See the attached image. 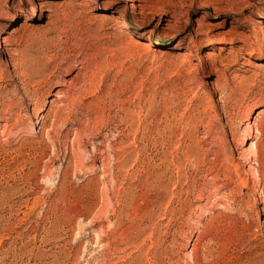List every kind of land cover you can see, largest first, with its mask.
I'll use <instances>...</instances> for the list:
<instances>
[{"label":"rangeland","instance_id":"rangeland-1","mask_svg":"<svg viewBox=\"0 0 264 264\" xmlns=\"http://www.w3.org/2000/svg\"><path fill=\"white\" fill-rule=\"evenodd\" d=\"M136 1L0 0V264H264V0Z\"/></svg>","mask_w":264,"mask_h":264},{"label":"bare ground","instance_id":"bare-ground-1","mask_svg":"<svg viewBox=\"0 0 264 264\" xmlns=\"http://www.w3.org/2000/svg\"><path fill=\"white\" fill-rule=\"evenodd\" d=\"M128 2H131V6H130V9L131 10H133V11H135L136 13H138L137 12V10H140V12L142 13V7H141V5L140 4H137V3H135V2H137L136 0H128ZM113 11V10H112ZM113 12H115V11H113ZM135 12H134V14H135ZM141 13H138V15L139 14H141ZM159 14L160 15H162L163 17H166L165 19H163V20H161L160 22H161V24L162 25H164V26H166V25H169L172 21L171 20H174L175 19V16H174V13L173 12H171V11H169V10H166L165 8H161L160 9V11H159ZM115 19V18H114ZM116 19H118V18H116ZM125 18H123V20H120V22H121V24H120V28H127L128 27V25H127V23H126V21L124 20ZM116 21V20H115ZM127 42V41H126ZM5 43V42H4ZM142 48V47H141ZM193 48V47H192ZM143 49L146 51H148V50H150V46L148 45V44H144L143 45ZM12 54H13V49H12V47L10 46V45H4V48L0 51V55H4V56H6L7 58H8V62L10 63V62H13V59H12ZM179 55V54H178ZM180 56H181V58H182V60H183V62L184 63H187L188 61H189V53H187V52H181L180 53ZM179 57V56H178ZM205 57H207V56H205ZM78 57H75V59H77ZM93 59V58H92ZM107 59V58H106ZM112 59V58H111ZM180 59V58H179ZM203 59V58H202ZM201 59V60H202ZM240 59H243V60H247V58L246 57H240ZM109 61V60H108ZM112 61V60H111ZM224 61H226L227 63H233V60H232V62L229 60V59H224ZM82 63H80V69H82V65H83V61H81ZM95 62V61H94ZM97 62V61H96ZM95 62V63H96ZM246 62H249V60H247ZM236 63H237V61H236ZM36 64V63H35ZM108 64V63H107ZM106 64V65H107ZM218 64H220V63H218ZM248 64L249 63H241V65L242 66H248ZM34 66H36V65H34ZM40 66V65H39ZM35 67L34 69H33V71H35L36 72V74L35 75H38L41 71H43L44 70V68H42V67ZM42 66V65H41ZM208 68H209V70L210 71H212V73H211V75L212 76H214V81L213 82H211L210 83V86H211V90H213V91H215V89H216V85L218 84V82L220 81V76H221V71L217 68V62H212V63H210V64H208ZM195 70V69H194ZM193 69H192V71H194ZM244 71V70H243ZM77 76H78V73L76 74V75H74V77H72V80H71V82H64V84H63V87L66 89V90H70L71 89V85L74 83V79H76L77 78ZM73 86V85H72ZM55 93V98L57 99V102H53V101H48V103H50L51 104V102L54 104V105H56L57 106V110H55L54 111V114H53V116H56V114H57V112H58V110H60L61 109V107H63L65 104H66V102H67V94H66V92L65 91H61V90H56V92H54ZM72 104V103H71ZM70 105V104H69ZM47 112V114L48 113H51V112H49V110L48 111H46ZM263 111L261 110L260 111V113H262ZM47 114H42V115H40L39 117H38V119H39V121H38V119H37V123L39 124H41V125H44L45 123H46V120H47V117L49 116H47ZM249 118V117H248ZM43 119V120H42ZM42 120V121H41ZM101 122V121H100ZM254 125H255V123H253V124H251L250 126H247L248 127V131L251 133V132H253L254 131ZM248 132V133H249ZM20 134V133H19ZM48 134V133H47ZM249 136V135H248ZM250 137V136H249ZM250 139V138H249ZM73 140V139H72ZM78 140V139H77ZM256 146V145H255ZM79 147V146H78ZM251 147H252V145H251ZM249 148V147H248ZM252 151V150H251ZM99 152V151H98ZM258 152V151H257ZM256 156H255V154L253 153V152H251L250 154H249V157H248V160L246 161L248 164L250 163H253V160H255L254 158H255ZM249 168V167H248ZM251 168H252V166H251ZM249 170H250V172L252 171V169H250L249 168ZM88 173V172H87ZM252 173H253V171H252ZM252 173H250V175L249 176H253L252 175ZM239 176V175H238ZM238 178H240V177H238ZM257 180H259V179H257ZM242 181V180H241ZM260 199H261V203H264V197H260ZM197 243L194 245V246H192L191 247V250H190V255L189 256H191V258H193L194 260H195V264H198V261H197V257H198V254H199V251H198V245L197 244H199V242L201 241V239H200V237L198 238V239H196L195 240Z\"/></svg>","mask_w":264,"mask_h":264}]
</instances>
